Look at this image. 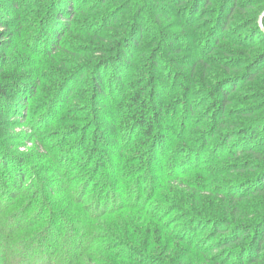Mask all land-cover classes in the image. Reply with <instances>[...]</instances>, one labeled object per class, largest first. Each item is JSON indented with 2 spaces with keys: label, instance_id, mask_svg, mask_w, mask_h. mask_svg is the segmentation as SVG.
<instances>
[{
  "label": "rangeland",
  "instance_id": "374dc122",
  "mask_svg": "<svg viewBox=\"0 0 264 264\" xmlns=\"http://www.w3.org/2000/svg\"><path fill=\"white\" fill-rule=\"evenodd\" d=\"M212 2L0 0L2 31L13 8L21 18L20 34L2 35L11 43L0 49V264H59L90 247L87 239L129 256L132 242L144 264H264V246L257 263L242 262L239 245L210 247L231 225L264 222V194L228 196L264 175V158L241 152L239 141L241 130L260 128L264 155V0H236L227 28L231 2ZM138 25L127 65L115 63L112 48ZM137 93L147 110L162 97L156 150L131 122ZM110 115L128 163L116 177V142L102 120ZM128 227L143 232L134 236L142 243L127 239ZM122 238L127 245L116 244Z\"/></svg>",
  "mask_w": 264,
  "mask_h": 264
},
{
  "label": "trees",
  "instance_id": "16d2710c",
  "mask_svg": "<svg viewBox=\"0 0 264 264\" xmlns=\"http://www.w3.org/2000/svg\"><path fill=\"white\" fill-rule=\"evenodd\" d=\"M185 1L186 0H183V2H185ZM229 1L231 2V7L230 8L227 7V12H224V16L221 20V25L224 28H227L228 20L231 19L232 14L235 12L236 5H237L236 0H229ZM212 3H213L212 0H205V4H206L205 6H210ZM225 11H226V9H225ZM10 13H11L10 15L12 16V21L8 22L9 25H7V26L10 28L9 30H7V31L1 30V27L3 26V24L7 23V22H5L4 18H0V49H1V47H3V49L6 51L10 47V43H11L10 39L14 35L20 34V32H21V27L19 25L20 24L19 21L21 18H20L18 6L13 8V11H11ZM57 18L62 21L64 17H62V15H61V16H58ZM140 29L141 28L138 25L136 32L132 33V35L129 39L126 38L123 43H121L120 41L117 42V46L115 45L112 48L113 49L112 52L115 50L116 51L118 50L116 52L115 56L111 57V59L114 58L115 63L121 62V63L127 65L126 62L128 61L127 57L129 54L128 50L130 47H134L135 42H136L135 36H136V33L138 31H140ZM64 30H65L64 32H66V30H67L66 27ZM5 34L10 37L9 40H2V38H3L2 35H5ZM95 76H96L95 81H97V82L94 81L93 85L95 86V88H97V91L100 94L105 93L106 89L104 86L102 74L97 72ZM117 78L120 79L121 77L118 76ZM119 79L117 80V82L119 81ZM144 88L145 87H143V89ZM151 90H153V89H151ZM224 94H227V92L225 91ZM5 95H6V92L2 91V89H0V102H1V100H3L5 98ZM101 95H103V94H101ZM101 102H103V105L105 107L109 106L108 100L102 99ZM155 102L157 103V105H153V108L150 109L152 111V113H149L151 111L147 110L143 103L141 105L139 104L140 103V94L137 93L133 102H131L127 105V107L130 108L131 110L135 109V107L137 108L136 110L131 112V116H132L131 122L133 121L134 122L133 124H135L136 127L140 128L142 136L145 139H147L146 140L147 146H149L150 149H152V150H156L157 145H156V143L152 144L150 140L152 139V137H154L156 135L160 136V137L162 136V135H160L159 131H160V129H162L164 122H165L164 118L162 116L163 110L161 109L163 107L162 106V103H163L162 97H159L158 100L156 99ZM226 104H227V95H224L223 99H221V100L216 98L214 100L213 106L217 107L218 112H222V110H224V108L226 107ZM138 105H140V106H138ZM0 107H1V104H0ZM0 109H3V108H0ZM109 110H111V108ZM1 113H2V111H1ZM113 115L115 116V114H113ZM113 115H110L108 119H102V120H103V124L106 125L108 130H110V132H111L110 136L113 138L112 140H114L113 142L115 143L116 141H118V137L120 135L119 131H118L119 128L117 127V121L119 119L113 118L112 117ZM128 121L130 122V120H128ZM217 121L219 122L220 120H219L218 116L216 115V122ZM258 131L261 132L260 128H257V127H254L253 129L249 128L247 130H241L239 132V136H240L239 139L241 138L242 141L246 142V147L244 149H242L243 151H241V152H244L246 154H251L255 158L262 159V158H264V155L261 151V133L259 134ZM263 134H264V130H263ZM82 135L83 136H82L81 140H83L82 142L84 144V143H86L85 142L86 133L82 134ZM77 136L78 135L76 134L75 137L77 138ZM223 136H224V140H225L224 142L227 144L230 140H232V138H234L235 135L229 133V134H225ZM135 137H137V134L135 135ZM158 139H160V145H161L163 143V137L162 138L158 137ZM241 139L239 141H241ZM128 141H129V139H128ZM115 145L113 147H114L115 151L117 150V155L115 157L114 165H115V167H118V168H117V171H115L113 175L116 177V176H119L120 174H122L123 171H125L124 167L127 168L128 163L125 161V158H124L125 151H123V148H118L117 142L115 143ZM253 145H255V146H253ZM158 148H159V146H158ZM141 153H142V155H146V153L143 151ZM241 154L242 153H236L235 158H237L238 155H241ZM153 156L154 155H152L150 162H152ZM123 160H124V162H123ZM141 161L143 162V159H141ZM246 163H247V165H249L248 162H246ZM238 167H242L241 164L234 166L233 169L240 170V169H238ZM262 167L263 166H261V165L260 166L257 165L256 170L259 168H262ZM251 168H252V166H251ZM129 170H130V172L135 171V173L139 174L137 172L138 170H134L133 166H130ZM241 170L243 171L244 169L241 168ZM256 178L257 179H253L252 181H250V184L249 183L248 184L241 183L240 187H237L235 190L231 189V191H229L228 196H230L233 199L239 198V199L243 200V199L247 198L252 193L256 194V195L264 194V175H263V177H260V178L256 177ZM12 197H13V195H10L8 198V201L11 200ZM104 210L109 211L110 208H109V210L106 208V209H103L102 211H104ZM106 227L111 228L109 225ZM130 227H132V226H130ZM130 227H128L129 233H124V235L127 236V239H131V240L133 239L136 242L143 241V237H138L137 239H135V237H134L137 234L139 236H141V233H143V232H140L139 228L135 227V229L137 230V233L136 232L132 233V231H130ZM224 227L225 226H220L221 229H223ZM81 229H82V231L86 230V227H83ZM227 230H229L227 235L231 233L229 238L226 237L225 239L220 240L221 242L217 246H210L212 249H215L218 247L224 248V247H228V246L239 245V246H241V248H243L240 255L238 256L239 258H241L242 262L245 261L246 263H257L261 259H263L261 251H262V248L264 246V222H259V223L251 222V223H247V224H239L236 226L231 225V226L227 227ZM254 231H255V233H254ZM87 240L91 244L90 245L91 248L89 247V245H87L88 247L83 249L81 251V254L76 255V256L73 255V256L69 257V256L64 255L59 260L60 261L59 264H75L78 261H81L80 264H88L87 261H92V262L100 263V264H102V263L106 264L105 260L107 259V257H108V259H107L108 264H113V261H117V260L134 261V262H140L141 261L140 258H141V254H142V249L139 246L134 247L132 245V242L129 245L131 246V249H132L133 253H135V254L129 256V255H127L126 251H125V253L124 252L110 253V252H107L106 250H102V249L99 250V248H97L96 243L91 242L92 240H89V239H87ZM92 243H94V244H92ZM116 244H118V245H125L126 244L127 245V242H126L125 238H122V239H118ZM98 250L101 251L103 253V255H105L104 256L105 260L102 258L95 257L96 256L95 254L98 252ZM246 254H248V255L251 254V255L248 258V257H246ZM150 255L152 256V254H150ZM141 263L144 264L143 261H141ZM240 264H245V263L243 262Z\"/></svg>",
  "mask_w": 264,
  "mask_h": 264
}]
</instances>
